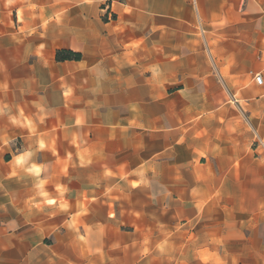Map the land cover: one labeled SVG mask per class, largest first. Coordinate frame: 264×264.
I'll use <instances>...</instances> for the list:
<instances>
[{
  "label": "crops",
  "instance_id": "0c3cea01",
  "mask_svg": "<svg viewBox=\"0 0 264 264\" xmlns=\"http://www.w3.org/2000/svg\"><path fill=\"white\" fill-rule=\"evenodd\" d=\"M255 72L264 0H0V264H264Z\"/></svg>",
  "mask_w": 264,
  "mask_h": 264
},
{
  "label": "trees",
  "instance_id": "16d2710c",
  "mask_svg": "<svg viewBox=\"0 0 264 264\" xmlns=\"http://www.w3.org/2000/svg\"><path fill=\"white\" fill-rule=\"evenodd\" d=\"M68 58H79V54L77 53H72L70 51L61 49L56 51V59L61 60V59H68Z\"/></svg>",
  "mask_w": 264,
  "mask_h": 264
},
{
  "label": "built area",
  "instance_id": "2783aa9c",
  "mask_svg": "<svg viewBox=\"0 0 264 264\" xmlns=\"http://www.w3.org/2000/svg\"><path fill=\"white\" fill-rule=\"evenodd\" d=\"M253 79L254 82L259 85V86H263L264 85V75L262 72H255L253 74ZM260 145H264L262 142H260ZM264 147V146H263Z\"/></svg>",
  "mask_w": 264,
  "mask_h": 264
},
{
  "label": "rangeland",
  "instance_id": "374dc122",
  "mask_svg": "<svg viewBox=\"0 0 264 264\" xmlns=\"http://www.w3.org/2000/svg\"><path fill=\"white\" fill-rule=\"evenodd\" d=\"M262 143L264 144V140L262 141ZM262 150V148L260 149V151ZM263 151V150H262ZM262 151H261V153H262Z\"/></svg>",
  "mask_w": 264,
  "mask_h": 264
}]
</instances>
